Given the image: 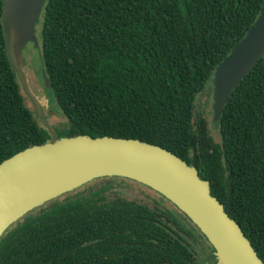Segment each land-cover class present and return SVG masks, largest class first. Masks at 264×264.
I'll return each mask as SVG.
<instances>
[{"label": "trees", "instance_id": "1", "mask_svg": "<svg viewBox=\"0 0 264 264\" xmlns=\"http://www.w3.org/2000/svg\"><path fill=\"white\" fill-rule=\"evenodd\" d=\"M263 1L47 0L40 47L51 104L67 118L52 123L59 137L170 151L209 182L264 262V56L216 124L208 109L216 68ZM3 11L0 0V164L51 137L10 64ZM173 207L134 181L96 179L13 224L0 237V264L210 263Z\"/></svg>", "mask_w": 264, "mask_h": 264}, {"label": "water", "instance_id": "2", "mask_svg": "<svg viewBox=\"0 0 264 264\" xmlns=\"http://www.w3.org/2000/svg\"><path fill=\"white\" fill-rule=\"evenodd\" d=\"M23 1L4 0L3 25L8 57L34 112L51 137L46 143L31 146L0 164V205L13 189L40 175L79 169L90 172V175L16 216L3 228L0 237L28 213L51 200L96 179L116 177L142 184L173 204L214 248L216 264H264L238 223L212 195L209 182L201 179L194 167L170 151L133 139L59 137L44 114L42 102L32 93L22 70V64L25 62L22 51L29 43L38 44L35 27L40 22L47 0H28L21 8ZM18 3L21 10L26 12L27 19L22 15L13 17V9ZM34 7L36 9L33 15L32 12H29V15L28 11ZM22 17L25 26H22L20 21ZM14 29L19 36L18 40L14 36ZM263 56L264 1L254 24L214 72L213 109L217 120L233 91ZM43 73L44 84L49 89V79L47 74Z\"/></svg>", "mask_w": 264, "mask_h": 264}, {"label": "rangeland", "instance_id": "3", "mask_svg": "<svg viewBox=\"0 0 264 264\" xmlns=\"http://www.w3.org/2000/svg\"><path fill=\"white\" fill-rule=\"evenodd\" d=\"M25 13L26 12H24L20 9V3H18L16 5V7L13 9L12 15H13V17H19V15H22L27 19V14H25ZM41 16H40L39 21L41 20ZM20 21H22V26H25V22L23 21V17L20 19ZM40 24H41V22H39L37 27H35V35H37V37H38V44L29 43L22 51V56H23L24 61H25L24 64H22V70H23V74L28 79L32 93L37 95V94L44 92L43 93L44 97L47 100H49L46 102L45 99L37 96L38 100H40L43 104V111H44V114L47 117V120L49 121V123L55 122V123L60 125L61 123L65 122L67 120V118L64 116V114L61 113V110L58 108L57 105L56 106H57L59 111L58 112L54 111L55 105L51 104L52 99L48 95L49 93H51V91L44 84V73H43L42 55H41V47H40V35H41L40 34ZM14 36L18 40L19 36H18L15 29H14ZM18 47H19V45H18ZM19 49H20L19 51H21L20 47H19ZM20 85H21V82H20ZM211 85L208 84V87L211 88ZM213 86H212V88H214ZM21 88H22V86H21ZM212 93H213V90H212ZM24 95H25V93H24ZM25 99H26V104L32 106L31 101L28 100L26 95H25ZM213 101H214V99L212 98V103H210L209 107H208V109L210 111L209 119L212 120L213 124H216L215 119H217V118L214 114V109H213L214 102ZM51 114L56 116L57 119L53 118V116ZM52 126L54 127L55 125H52ZM54 129L56 131H58L56 127H54ZM213 134L215 135L216 138H218L217 131H213ZM173 210L194 231V234L198 240V242L194 244L195 250L199 251L200 256L203 259L205 257H207L210 260V263H203V264H216V260H217L216 255H215V252H213V248L211 247L210 243L208 241H206L205 237L193 227V225L191 224L189 219L184 214H181V212L180 213L177 212L175 207H173ZM203 262H204V260H203Z\"/></svg>", "mask_w": 264, "mask_h": 264}, {"label": "bare ground", "instance_id": "4", "mask_svg": "<svg viewBox=\"0 0 264 264\" xmlns=\"http://www.w3.org/2000/svg\"><path fill=\"white\" fill-rule=\"evenodd\" d=\"M27 2L28 0H24L21 8ZM35 9V7L31 8L28 14L32 12L33 15ZM89 175L90 172L82 169L69 170L57 174L50 172L46 173V175H40L22 186L13 189L8 195V198L0 205V232L22 212L35 206L56 192L84 180Z\"/></svg>", "mask_w": 264, "mask_h": 264}, {"label": "clouds", "instance_id": "5", "mask_svg": "<svg viewBox=\"0 0 264 264\" xmlns=\"http://www.w3.org/2000/svg\"><path fill=\"white\" fill-rule=\"evenodd\" d=\"M43 72H44V70H43ZM45 83V82H44ZM22 91H23V89H22ZM24 92V91H23ZM25 101H26V99H25Z\"/></svg>", "mask_w": 264, "mask_h": 264}, {"label": "flooded vegetation", "instance_id": "6", "mask_svg": "<svg viewBox=\"0 0 264 264\" xmlns=\"http://www.w3.org/2000/svg\"><path fill=\"white\" fill-rule=\"evenodd\" d=\"M203 264V263H202Z\"/></svg>", "mask_w": 264, "mask_h": 264}]
</instances>
